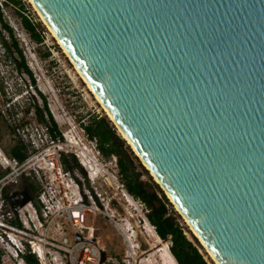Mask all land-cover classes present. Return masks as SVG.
<instances>
[{
	"label": "water",
	"instance_id": "water-1",
	"mask_svg": "<svg viewBox=\"0 0 264 264\" xmlns=\"http://www.w3.org/2000/svg\"><path fill=\"white\" fill-rule=\"evenodd\" d=\"M31 1L214 259L264 264V0Z\"/></svg>",
	"mask_w": 264,
	"mask_h": 264
},
{
	"label": "rangeland",
	"instance_id": "rangeland-1",
	"mask_svg": "<svg viewBox=\"0 0 264 264\" xmlns=\"http://www.w3.org/2000/svg\"><path fill=\"white\" fill-rule=\"evenodd\" d=\"M19 1L20 5H6L0 0V5L3 4L4 20L13 29L15 39L24 51L38 89L32 86L30 76L19 68L17 54L12 48L13 40L0 25V110L6 118L0 116V146L8 154L16 144L8 126L25 124L17 134L27 145L29 158L34 159L41 178L32 171L33 176L24 175L23 181L27 186L34 183L39 192L43 190L48 195L54 211L61 210L59 214L54 212L52 219L45 222L40 235L50 243L51 254L57 257L54 262L50 260L45 264H79L69 262L64 256L63 250L68 248L63 245L66 239L69 245L91 243L89 248L100 252L98 264H101L102 251L107 257L105 264H177L171 256L170 243L162 239L157 242L152 229L148 228L151 224L146 207L125 190L117 157H106L101 153L96 141L88 139L83 125L95 118L108 120L110 128L126 141L125 154L150 190L158 184L155 177L124 139L34 4L30 0ZM25 18L36 26L37 34L43 36L42 41L26 27ZM40 93L47 100L63 140L52 141L46 127L37 120L34 104L42 107L45 104ZM27 108H31V113L26 115ZM62 156L70 170L65 169ZM87 157L94 163L95 170L87 167ZM52 160L57 170L52 167ZM18 189L19 183L8 185L11 193ZM164 194L189 239L200 247L211 264H216L186 219ZM74 204L85 206L82 226H75L67 215ZM77 235L83 241L78 242ZM77 255L82 257V253Z\"/></svg>",
	"mask_w": 264,
	"mask_h": 264
},
{
	"label": "trees",
	"instance_id": "trees-1",
	"mask_svg": "<svg viewBox=\"0 0 264 264\" xmlns=\"http://www.w3.org/2000/svg\"><path fill=\"white\" fill-rule=\"evenodd\" d=\"M6 5H20L19 0H4L3 4ZM0 5V25L8 33L13 40L12 48L17 54L16 61L19 64V68L30 76L32 79V86L37 90V82L27 65L24 51L20 48L19 43L15 39L13 29L4 20L2 5ZM26 27L36 35L37 39L42 41L41 37L37 34V28L27 18H25ZM6 44V43H5ZM7 48L11 50V47L6 44ZM44 99V106L34 104L35 114L40 124L46 127V131L49 133L52 141H60L62 139L61 132L58 125L53 118L51 110L48 107L46 98L40 93ZM33 100L35 98L31 97ZM31 113V108H27L25 114ZM0 116L6 120L3 112L0 110ZM108 120L101 118H95L94 121H88L86 125H83L85 132L90 140H95L98 150L106 157L116 156L117 165L120 169L122 181L127 193L134 199L140 201L147 210V218L150 224L155 228L157 235L165 242L170 243V252L177 264H211L206 259L205 255L201 252L200 247L189 239L184 227L177 221L173 212L169 208V200L166 198L164 191L158 184H154L153 190L147 188V185L141 180V175L134 169L133 163L128 159L125 154L126 141L117 136L116 131L112 130L109 126ZM19 126L9 125L11 134L15 137V146L10 150L8 155L18 160L21 164L29 158L27 145L23 139L18 137L17 131ZM63 140V139H62ZM62 160L66 170H70L68 162L65 157L62 156ZM0 168V179L6 175ZM28 190L33 198V201L37 198L38 188L34 183L28 185ZM38 206V205H37ZM27 264H39L37 259L32 256H26Z\"/></svg>",
	"mask_w": 264,
	"mask_h": 264
},
{
	"label": "built area",
	"instance_id": "built-area-1",
	"mask_svg": "<svg viewBox=\"0 0 264 264\" xmlns=\"http://www.w3.org/2000/svg\"><path fill=\"white\" fill-rule=\"evenodd\" d=\"M33 160L31 157L21 164L6 154L0 146V167L4 172H7L0 179V264H27L26 256L28 255L34 256L39 264H45L50 260L54 262V258H57L51 254L50 243L40 236L45 222L52 219V215L55 213H61L60 209L57 212L54 211L53 203L49 200L48 195L41 190L35 201L32 198V201L19 211L15 212L12 207V193L9 192L8 185L18 184L24 175L32 177V171L41 178L40 169L35 168ZM50 162L55 168V161ZM55 169L57 170L58 167ZM84 207L83 204H74L67 212L75 226H82L85 222ZM63 245L68 246L63 251L69 262L98 264L100 252L91 250L89 248L91 243L69 245V241L66 239ZM78 253H82L81 258L78 257Z\"/></svg>",
	"mask_w": 264,
	"mask_h": 264
},
{
	"label": "bare ground",
	"instance_id": "bare-ground-1",
	"mask_svg": "<svg viewBox=\"0 0 264 264\" xmlns=\"http://www.w3.org/2000/svg\"><path fill=\"white\" fill-rule=\"evenodd\" d=\"M31 1V0H30ZM32 2V1H31ZM35 6V5H34ZM35 8H36V6H35ZM37 9V8H36ZM37 11L39 12V14L41 15V17H42V19L44 20V22H45V19H44V17L42 16V14L40 13V11L37 9ZM46 24V23H45ZM50 28V27H49ZM51 30V29H50ZM52 31V30H51ZM52 33H53V31H52ZM54 34V33H53ZM54 36H55V34H54ZM56 37V36H55ZM57 38V37H56ZM58 39V38H57ZM59 41V40H58ZM60 42V41H59ZM62 45V44H61ZM63 47V46H62ZM64 49V48H63ZM65 50V49H64ZM66 51V50H65ZM67 53V52H66ZM67 55L69 56V54L67 53ZM70 57V56H69ZM70 59L72 60V58L70 57ZM73 61V60H72ZM75 64V63H74ZM76 66V65H75ZM76 69L78 70V68L76 67ZM78 72L81 74V72L78 70ZM81 76L83 77V75L81 74ZM83 79L85 80V78L83 77ZM86 81V80H85ZM87 82V81H86ZM87 84H88V86H89V88L94 92V94L96 95V97H97V99H98V101L102 104V106H103V108L106 110V112H107V114L112 118V120H113V122H115L114 121V118L109 114V112L107 111V108H106V106H105V104L103 103V101L100 99V97L96 94V92L94 91V89L90 86V84L87 82ZM119 128V127H118ZM119 130H120V128H119ZM120 132L122 133V135L124 136V138L125 139H127V137H126V135L122 132V130H120ZM127 141H128V139H127ZM129 142V141H128ZM86 150V149H85ZM87 152V151H86ZM90 158L89 157H87V159H86V161H85V163H86V165H87V167L90 169V170H95L94 168V163L92 162V161H90L89 160ZM156 179V178H155ZM157 181V180H156ZM170 200H171V198H170ZM171 202H172V200H171ZM177 208V207H176ZM178 209V208H177ZM179 210V209H178ZM179 212H180V210H179ZM188 225L190 226V228H191V230L193 231V233L197 236V238L199 239V241L202 243V245L204 246V244H203V242H202V240H201V238L199 237V235L196 233V231L192 228V226L189 224V222H188ZM148 228H150V229H152L151 230V232L152 233H154V235L156 236V241L157 242H160L161 240H160V238L155 234V232H154V230H153V228H152V226L150 225V227H148ZM130 241V240H129ZM128 241V242H129ZM205 247V246H204ZM205 249H206V247H205ZM153 250V249H152ZM206 251L209 253V255L211 256V258L214 260V262L216 263V264H219L215 259H214V256L206 249ZM171 256H172V254H171ZM172 258H173V256H172Z\"/></svg>",
	"mask_w": 264,
	"mask_h": 264
},
{
	"label": "flooded vegetation",
	"instance_id": "flooded-vegetation-1",
	"mask_svg": "<svg viewBox=\"0 0 264 264\" xmlns=\"http://www.w3.org/2000/svg\"><path fill=\"white\" fill-rule=\"evenodd\" d=\"M47 133V132H46ZM23 179H25V178H23ZM27 179V178H26ZM28 187V186H27Z\"/></svg>",
	"mask_w": 264,
	"mask_h": 264
},
{
	"label": "clouds",
	"instance_id": "clouds-1",
	"mask_svg": "<svg viewBox=\"0 0 264 264\" xmlns=\"http://www.w3.org/2000/svg\"><path fill=\"white\" fill-rule=\"evenodd\" d=\"M88 137V136H87ZM89 139V138H88Z\"/></svg>",
	"mask_w": 264,
	"mask_h": 264
}]
</instances>
